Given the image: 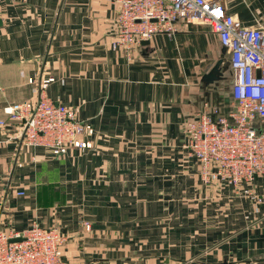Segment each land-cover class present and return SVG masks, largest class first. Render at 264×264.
Segmentation results:
<instances>
[{
	"label": "crops",
	"instance_id": "crops-1",
	"mask_svg": "<svg viewBox=\"0 0 264 264\" xmlns=\"http://www.w3.org/2000/svg\"><path fill=\"white\" fill-rule=\"evenodd\" d=\"M223 1L264 25V0ZM116 12L114 0H0V120L37 98L28 77H53L45 94L95 129L93 149L52 157L0 125V230L58 226L65 264H264V175L248 196L204 183L183 146L186 120L232 105L227 50L184 20L114 49Z\"/></svg>",
	"mask_w": 264,
	"mask_h": 264
},
{
	"label": "built area",
	"instance_id": "built-area-1",
	"mask_svg": "<svg viewBox=\"0 0 264 264\" xmlns=\"http://www.w3.org/2000/svg\"><path fill=\"white\" fill-rule=\"evenodd\" d=\"M117 12L111 47L130 52L157 33L171 35L176 23L205 24L228 52L232 73L228 112L218 108L199 113L183 124L184 148L198 164L204 183L242 187L251 194V183L264 175V25L248 26L225 10L223 0H114ZM53 77L36 83L37 98L3 108L7 120L18 123L22 143L43 148L52 157L70 149H93L95 132L76 110L51 100L45 90ZM22 195L23 191H17ZM90 229L88 222L84 223ZM21 238L20 240H13ZM66 236L58 226L37 223L24 231L0 230V264H65L62 259Z\"/></svg>",
	"mask_w": 264,
	"mask_h": 264
},
{
	"label": "water",
	"instance_id": "water-1",
	"mask_svg": "<svg viewBox=\"0 0 264 264\" xmlns=\"http://www.w3.org/2000/svg\"><path fill=\"white\" fill-rule=\"evenodd\" d=\"M1 22V21H0ZM147 40L143 41L142 43H146ZM219 63H216V65L213 67V69H211L210 72L206 73L204 76H203V80L206 81V82H211L213 79L217 78L216 76V73H217V70H218V66H219ZM21 238H16V239H13V240H20Z\"/></svg>",
	"mask_w": 264,
	"mask_h": 264
},
{
	"label": "rangeland",
	"instance_id": "rangeland-1",
	"mask_svg": "<svg viewBox=\"0 0 264 264\" xmlns=\"http://www.w3.org/2000/svg\"><path fill=\"white\" fill-rule=\"evenodd\" d=\"M224 65H226V64H224Z\"/></svg>",
	"mask_w": 264,
	"mask_h": 264
}]
</instances>
